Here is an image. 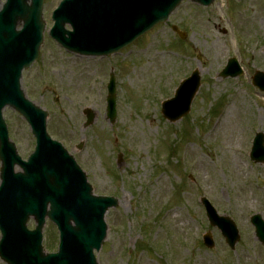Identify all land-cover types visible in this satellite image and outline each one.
<instances>
[{
  "label": "rangeland",
  "instance_id": "374dc122",
  "mask_svg": "<svg viewBox=\"0 0 264 264\" xmlns=\"http://www.w3.org/2000/svg\"><path fill=\"white\" fill-rule=\"evenodd\" d=\"M59 1L43 0V43L38 60L22 72L20 89L47 113V134L75 159L93 194L117 200L105 215L107 233L96 263L264 264V246L249 223L255 214L264 220V165L248 159L254 135H264V94L251 85L252 75L264 72V0H214L206 8L183 2L165 23L107 58L69 54L49 38L50 15ZM195 20L206 23L207 39ZM229 58L243 75L221 80L218 73ZM161 63V76L136 78L139 69L149 72ZM86 64L90 72L82 68ZM193 71L200 87L190 112L170 124L160 103ZM54 72H60L59 86ZM111 72L116 120L109 125ZM86 110L95 119L84 128ZM2 119L26 160L34 149L27 124L8 108ZM201 198L235 222L240 240L233 252L209 225ZM27 228H34L33 221ZM205 234L214 242L212 250L202 244ZM56 246V229L46 221L42 247L54 252Z\"/></svg>",
  "mask_w": 264,
  "mask_h": 264
},
{
  "label": "water",
  "instance_id": "95a60500",
  "mask_svg": "<svg viewBox=\"0 0 264 264\" xmlns=\"http://www.w3.org/2000/svg\"><path fill=\"white\" fill-rule=\"evenodd\" d=\"M27 0H22L21 3L25 5ZM182 0H146L142 6V9L133 22V30L142 28L129 40L117 45L115 41L111 40V47L106 51L93 52V51H76L75 48L68 46L69 42L65 38V32H62L60 38L54 37L65 49L74 52H80L83 55H109L116 53L120 49L129 45L136 38L142 36L155 25L163 23L168 15L175 10L178 4ZM192 2L208 6L212 0H191ZM41 7L42 0H37L31 6L24 8V14L22 16L16 15L14 18V24L19 18H22L24 23H27L34 15L35 25L37 24L40 32L43 29L41 22ZM3 23L0 20V24ZM60 27L62 21H59ZM17 34L14 33L12 27L0 28V63L6 62V67L12 71L15 70V60L19 58L27 57V60L22 63L23 68L28 67L36 58L37 50L41 43V38L38 37L35 40V47L33 46L28 54L15 52ZM21 68V67H20ZM18 70V73L20 71ZM0 113L1 110L8 106L20 113L24 119L29 123L32 129V134L39 140V146L41 151V157L51 158L57 162L63 161V158L59 152V149L48 143L42 133L33 129L31 117H36L37 114L29 107L30 104L24 99L22 92L19 90L18 83L14 85V82L7 77V74L0 68ZM240 73L237 69L235 62L228 63V66L220 74L221 77H236ZM254 84L258 86L264 92V76L256 74L254 77ZM199 87V77L197 73H193L192 77L184 81L178 90L175 97L166 101L162 105L161 114L163 117L170 121L175 122L185 116L189 111L190 103ZM38 110L37 108H35ZM30 110L31 112H28ZM87 116L86 126L90 125L93 121V115L89 112H85ZM106 118L110 124L115 120V101H114V82L111 78L108 86V97L106 101ZM39 125V122H36ZM264 137L258 135L252 148V160L255 162H264L263 151ZM10 147L15 154L14 147L7 142L6 131L4 123L0 116V231L2 239L0 241V258L7 264H34L32 260V254H36V257L41 259L43 263L49 264L52 262L55 256H44L40 246L41 243V230L44 225L45 217H48L50 221L55 223L61 232V242L59 247V253H61V244H66L70 249L72 242H79L87 246V249L91 252L93 249L98 250V246L102 243L103 235L100 234L97 239L95 236V228L97 227L100 216L109 208L114 207L116 202L114 200H104L105 203H99L98 199L91 198V190L86 186V191L82 188L76 176L67 178L64 176L65 164L58 168L52 175L47 172L41 174L35 185L29 184V180L26 177H5L6 174V161L5 152ZM17 158V157H16ZM46 159V160H51ZM10 161V174H13V166L19 164L24 170L23 176H27L26 164L21 163L19 159L9 158ZM21 176V175H18ZM83 178V182H84ZM85 185V184H84ZM103 209L98 212L97 208L100 205ZM203 204L207 211V217L211 225L218 227L221 230L223 237L226 240L227 245L231 250L238 240V235L235 226L227 218H219L215 212H213L210 206L205 200ZM49 210L47 211V206ZM98 212V214L96 213ZM33 217L36 222V228L31 234H24L22 238L17 241V248L15 249L14 242L12 241V234L10 240L7 241V233H11L9 230L10 225L5 222L11 220L16 223L20 228L25 229L27 220ZM255 220V217L252 218ZM260 220V219H259ZM71 221L75 223L74 227L71 226ZM253 223V221H252ZM79 224H87L88 229L84 233V228ZM77 225V226H76ZM257 227L256 234L259 237L261 243L264 244V225L257 221L255 223ZM104 230L105 227L103 226ZM69 237V239H67ZM204 244L208 248L213 247L211 238L207 235L204 237ZM98 247V248H97ZM89 264H95L93 258L89 259Z\"/></svg>",
  "mask_w": 264,
  "mask_h": 264
},
{
  "label": "bare ground",
  "instance_id": "6f19581e",
  "mask_svg": "<svg viewBox=\"0 0 264 264\" xmlns=\"http://www.w3.org/2000/svg\"><path fill=\"white\" fill-rule=\"evenodd\" d=\"M240 16V15H238ZM193 25L195 27H200V30L202 31V33H204L203 37H205L207 39V31H208V27L206 25V23H203L202 21L200 20H195ZM249 26L250 28L252 29L253 28V21H249ZM206 32V33H205ZM246 34V32H245ZM211 50H212V47H209L206 49V52L208 53V57L211 56ZM90 65L91 64H86L84 66H82V68L86 71V72H90L91 71V68H90ZM169 64H165V67L168 66ZM94 66V65H93ZM162 66H164L163 63H161L158 67L154 68L152 71L149 70V72H147L148 70H144V69H139L135 74L136 78H141L142 75L144 74L145 77L150 75L149 77H156V76H161L162 74L159 73L161 72L163 69H162ZM164 67V68H165ZM97 70V69H96ZM55 73V77L54 79L57 80V82H54V86H59V75H60V72H54ZM149 73H152V74H149ZM199 165L201 164L200 162H197ZM215 183H216V180H215Z\"/></svg>",
  "mask_w": 264,
  "mask_h": 264
}]
</instances>
